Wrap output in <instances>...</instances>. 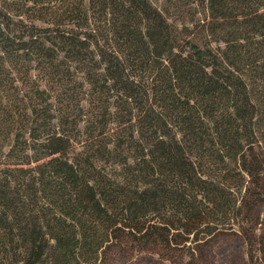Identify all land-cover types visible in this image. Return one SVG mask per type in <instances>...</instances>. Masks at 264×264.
<instances>
[{"label":"trees","instance_id":"obj_1","mask_svg":"<svg viewBox=\"0 0 264 264\" xmlns=\"http://www.w3.org/2000/svg\"><path fill=\"white\" fill-rule=\"evenodd\" d=\"M228 235L264 264V0H0V264Z\"/></svg>","mask_w":264,"mask_h":264},{"label":"rangeland","instance_id":"obj_2","mask_svg":"<svg viewBox=\"0 0 264 264\" xmlns=\"http://www.w3.org/2000/svg\"><path fill=\"white\" fill-rule=\"evenodd\" d=\"M186 17L188 18L189 16ZM69 67L73 70V65H70ZM38 74L37 69L33 70L31 73L34 78L38 77ZM80 76L81 73L71 76L72 81L75 83L77 79H80ZM80 104L84 105V101H81ZM73 105H75V103ZM77 109L78 108L75 110L76 112ZM205 255L208 259L203 261L204 264H263L262 261L258 259L257 254L251 248L249 242L244 241L241 237H233L229 235L224 236L215 242L213 249L208 250L207 253L205 252ZM128 257L130 258L131 256ZM129 258L125 256L121 264H131L130 260H128ZM158 258L159 256L157 254L144 252L139 255L136 263L156 264Z\"/></svg>","mask_w":264,"mask_h":264}]
</instances>
